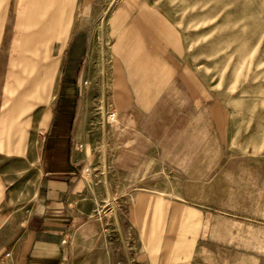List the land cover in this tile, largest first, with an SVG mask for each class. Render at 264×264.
Wrapping results in <instances>:
<instances>
[{
	"label": "rangeland",
	"instance_id": "obj_1",
	"mask_svg": "<svg viewBox=\"0 0 264 264\" xmlns=\"http://www.w3.org/2000/svg\"><path fill=\"white\" fill-rule=\"evenodd\" d=\"M60 1L0 0V26L6 17L23 29L40 19L42 6L45 17ZM93 13L78 55L62 54L65 42L47 40L58 61L51 95L30 110L20 151L14 134L6 135L9 86L22 75L24 42L39 39H12L8 29L0 38V196L12 217L21 222L28 214L41 131L47 135L69 94L65 111L74 108L75 122L89 134L87 203L99 211L101 226L117 232L116 224L124 225L120 264H146L134 254L129 209L136 189L154 186L187 196L209 224L220 214L254 226L249 250L257 259L247 264H264V0H96ZM71 64L76 71L67 81Z\"/></svg>",
	"mask_w": 264,
	"mask_h": 264
},
{
	"label": "crops",
	"instance_id": "obj_2",
	"mask_svg": "<svg viewBox=\"0 0 264 264\" xmlns=\"http://www.w3.org/2000/svg\"><path fill=\"white\" fill-rule=\"evenodd\" d=\"M60 2L58 11L46 13L45 17L42 6L40 19L23 22V29L17 30L16 22L10 27L6 17L0 26V38L8 29L11 30L8 37L12 39H39V42L23 41L27 55L19 62L22 75L16 73V86H9L11 98L8 99L6 135L9 138L11 133L14 134L18 151L24 146L30 110L39 100L46 103L51 95L58 61L49 56L48 48L44 47L47 40L65 42L62 54L78 55L82 41L96 21L93 13L96 0ZM39 54L43 55V64L38 61ZM75 71L76 67L71 64L64 79L73 81ZM40 88H43V96ZM62 98L64 102L58 107L53 126L47 130L46 136L41 131L34 152L37 177L34 193L24 203L28 210L25 219L18 222L13 218V211L4 205V198L0 196V264H120L124 256L126 258L124 225L117 223V232H113L111 224L101 226L97 221L99 211L87 203L89 193L84 171L89 158L84 142L89 134L82 131L78 121L75 122L74 108L65 111L68 107L64 104L67 106L72 102V96L64 94ZM120 145H125L124 141ZM137 165L140 164L123 163V166ZM111 177V174H105L106 181L109 182ZM184 198L187 196L180 198L171 190H158L157 186L141 187L133 192L129 219L137 261L146 264H209L206 260L209 248H215L210 251L215 257L211 261L214 264L256 261V253L249 250V246L254 245V226L239 224L230 218L225 221L220 214H217L215 223L209 224L203 213L199 210L198 216V209ZM194 214L197 217L194 218ZM85 242L88 250L83 248ZM240 246H247L248 250H241ZM141 256L143 258L139 260Z\"/></svg>",
	"mask_w": 264,
	"mask_h": 264
},
{
	"label": "built area",
	"instance_id": "obj_3",
	"mask_svg": "<svg viewBox=\"0 0 264 264\" xmlns=\"http://www.w3.org/2000/svg\"><path fill=\"white\" fill-rule=\"evenodd\" d=\"M110 116H113V114L111 113V115Z\"/></svg>",
	"mask_w": 264,
	"mask_h": 264
}]
</instances>
